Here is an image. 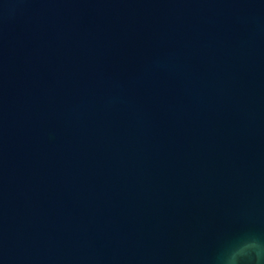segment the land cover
Returning <instances> with one entry per match:
<instances>
[{
	"label": "water",
	"instance_id": "obj_1",
	"mask_svg": "<svg viewBox=\"0 0 264 264\" xmlns=\"http://www.w3.org/2000/svg\"><path fill=\"white\" fill-rule=\"evenodd\" d=\"M264 237V0H0V264H215Z\"/></svg>",
	"mask_w": 264,
	"mask_h": 264
},
{
	"label": "clouds",
	"instance_id": "obj_2",
	"mask_svg": "<svg viewBox=\"0 0 264 264\" xmlns=\"http://www.w3.org/2000/svg\"><path fill=\"white\" fill-rule=\"evenodd\" d=\"M215 264H264V237L245 234L239 243L223 248L216 256Z\"/></svg>",
	"mask_w": 264,
	"mask_h": 264
}]
</instances>
